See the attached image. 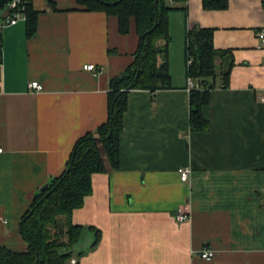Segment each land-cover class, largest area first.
<instances>
[{"label":"crops","instance_id":"0c3cea01","mask_svg":"<svg viewBox=\"0 0 264 264\" xmlns=\"http://www.w3.org/2000/svg\"><path fill=\"white\" fill-rule=\"evenodd\" d=\"M226 1L223 9L168 3L175 7L168 34L182 42L179 70L169 88L127 91L117 168L92 174L70 214L82 227L72 247L76 264H264V48L255 37L264 0ZM30 4L31 36L23 18L0 27V246L15 251L25 249L20 215L64 168L73 142L105 120L109 80L133 60L137 44L132 21L119 33L114 17L71 0ZM198 27L212 28V46L228 51L231 64L223 77L214 59L202 108L207 127L191 131L183 46L186 30ZM180 166L190 169L185 182ZM185 201L188 218L177 221ZM204 248L211 258L199 257Z\"/></svg>","mask_w":264,"mask_h":264},{"label":"trees","instance_id":"16d2710c","mask_svg":"<svg viewBox=\"0 0 264 264\" xmlns=\"http://www.w3.org/2000/svg\"><path fill=\"white\" fill-rule=\"evenodd\" d=\"M71 1L79 9L100 11L114 17L119 33H126L132 21L137 35L133 60L109 80L105 120L73 142L64 168L47 180L44 189H37L20 215L17 231L25 249L15 251L0 246V264H65L73 256L72 247L79 239L82 227L71 223L70 214L89 193L92 174L117 168L118 136L127 91L143 89L154 92L170 87L167 16L175 7L168 3L184 0ZM226 2L200 0L204 9H223ZM22 4L24 34L29 37L35 30L36 12L31 8L30 0H22ZM5 13L0 15V23ZM211 37L212 28L208 27L191 28L184 36V74L199 83L198 87L188 90L187 126L191 131L207 127L202 108L208 101V89L213 86L214 59L220 58L223 77L231 64L230 53L215 49ZM187 56L191 57L188 65ZM96 240L95 237L92 245ZM78 256L74 254L75 258Z\"/></svg>","mask_w":264,"mask_h":264},{"label":"built area","instance_id":"2783aa9c","mask_svg":"<svg viewBox=\"0 0 264 264\" xmlns=\"http://www.w3.org/2000/svg\"><path fill=\"white\" fill-rule=\"evenodd\" d=\"M23 4L22 0H6V13L4 16L3 21L0 23V27L3 25H12L14 24L19 18H23ZM255 37L261 47L264 48V25L259 27L255 31ZM191 57L187 56L186 58V65L190 63ZM81 68L85 71H88L92 74L97 73V69L94 64L92 63H84ZM28 88L32 89L33 91L39 90L41 88V85L37 83L36 81H29L27 84ZM195 85V80L189 76L185 77V88L186 90H191L194 88ZM190 169L187 166H180L176 168V174L178 176V179L181 182H185L188 178V173ZM262 185L264 186V178L262 180ZM188 203L182 202L179 207L177 208L174 218L177 221H183L188 218ZM199 257L204 258V259H209L212 256V251L211 249H201L199 251ZM69 264H75V260L73 258L69 259Z\"/></svg>","mask_w":264,"mask_h":264},{"label":"rangeland","instance_id":"374dc122","mask_svg":"<svg viewBox=\"0 0 264 264\" xmlns=\"http://www.w3.org/2000/svg\"><path fill=\"white\" fill-rule=\"evenodd\" d=\"M167 28H168V20H167ZM181 51H182V42L179 41V39L174 34V32H171L170 40L167 47L168 72L170 74V77L179 70L180 67L179 56L181 55ZM72 257L73 256H71V258ZM66 263L69 264V260H67Z\"/></svg>","mask_w":264,"mask_h":264},{"label":"water","instance_id":"95a60500","mask_svg":"<svg viewBox=\"0 0 264 264\" xmlns=\"http://www.w3.org/2000/svg\"><path fill=\"white\" fill-rule=\"evenodd\" d=\"M4 12H6V0H0V15H1L2 13H4ZM195 85H196V87L199 86L198 81H195ZM45 186H46V184H43V185L40 187V189H41V190L44 189Z\"/></svg>","mask_w":264,"mask_h":264}]
</instances>
